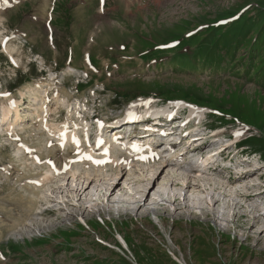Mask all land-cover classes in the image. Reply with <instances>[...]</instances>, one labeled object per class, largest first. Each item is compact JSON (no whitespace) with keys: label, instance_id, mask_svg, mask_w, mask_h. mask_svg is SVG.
Segmentation results:
<instances>
[{"label":"rangeland","instance_id":"rangeland-1","mask_svg":"<svg viewBox=\"0 0 264 264\" xmlns=\"http://www.w3.org/2000/svg\"><path fill=\"white\" fill-rule=\"evenodd\" d=\"M1 3L5 12L0 10L4 32L0 34V264H264V233L258 235L260 225L253 223L264 209V195L261 203L244 200L248 216L242 217L243 209H226L222 202L214 205L211 201L232 199L246 181L228 182V173L221 168L198 173L186 166L192 162L205 168L225 145L229 146L218 153L224 159L216 165L232 167V174L248 170L259 157L264 165V53L260 47L264 38L254 52L257 64L263 67L257 75L237 66L244 65L241 59L233 61L247 48L227 52L224 63L213 50L217 33L208 37L203 32L217 21L241 19L247 26L259 23L253 6L264 0ZM219 16L223 18L218 20ZM192 32L194 37L191 34L180 45L213 50L204 61L203 54L197 56L194 68L176 67L180 63L175 59H163L160 65L141 61L140 55L148 48L175 42ZM256 33V28L247 32L244 43ZM1 39L14 53L7 52ZM115 93L138 96L127 101L116 98ZM162 99L201 107L204 111L198 112L191 105L177 103L170 110L190 106L192 114L197 111L195 118L222 134L195 149L188 137L165 156L171 160L167 166L159 164L165 158L158 155L146 165L120 153L119 158L129 166L113 162L95 169L75 161L65 175L42 180L47 168L41 161L57 154V161L51 158L56 162L55 171L67 162L54 148L57 145L47 146L55 140L44 126L50 130L66 126L75 139L92 144L102 129L96 122H86L84 116L115 121L125 108L144 114L169 106ZM13 103H18L19 118L15 121L12 110L2 121V114ZM211 111L216 115L211 117ZM218 117L220 122H214ZM239 132L242 142L236 144ZM116 135L110 142H118ZM183 152L188 156L178 159ZM86 173L93 182L77 197L72 189L87 186ZM153 173L157 179L150 182L148 176ZM188 182L191 187L186 188ZM157 194L179 200L171 204L165 197L162 205H155L160 200ZM120 197L128 201L135 197L140 203H111ZM71 199L79 202L69 206ZM232 200L238 202L239 198ZM186 204L192 210H177ZM259 218L264 227V216Z\"/></svg>","mask_w":264,"mask_h":264},{"label":"bare ground","instance_id":"bare-ground-1","mask_svg":"<svg viewBox=\"0 0 264 264\" xmlns=\"http://www.w3.org/2000/svg\"><path fill=\"white\" fill-rule=\"evenodd\" d=\"M1 5H2V3L0 4V10L2 8H4ZM0 34L1 35L4 34V32H3V30L1 28H0ZM1 41H3V40L1 39ZM9 45H7L5 43V45L3 47L6 48V50H7V52L9 54H12V53H14V51L13 50L12 51L9 50L10 49ZM14 48H15V46H14ZM41 60H42V64H44L43 63V59H41ZM45 101H46L45 99L41 100V103H42L41 107H44L43 105L45 104ZM17 109H18V103L11 104L10 109H8L6 111V113L2 114L1 120L5 121L6 119H8L9 113L13 110L16 113L15 121H17V119L19 118V114L17 113ZM192 109L193 110H199L198 108H195V107H192ZM165 112H168V108L167 107H165V108H163L161 110H158L157 112H153V113H154V115H159V114H162V113H165ZM127 118L128 117L126 116L125 119H127ZM44 130H46L47 132L51 131V137H57L59 143L57 144V146H54V148H56L58 150V152L63 153V155L65 156V159L67 160V162H64L63 168L59 172L57 171L56 173H54L53 172L54 171L53 168L51 166H49L50 169L48 168V170L45 171V176L42 179V180H46V181L51 180L52 178H55L59 174L65 175V172L69 169V167L71 165H73V163H74V161H75V159L77 157L80 158V163H82L85 166V168H87L86 164H88V165H91L95 169L96 168H100L101 166L104 167V166H107V165H111L113 162H115V163L121 162V163H123V165L125 167L129 166V164H127L126 160H124L122 158H119V154L120 153H124L126 157L132 158L136 162H141V163H144L146 165L148 163L153 162V160H155V158L157 157V155H155L154 153H152V152L150 153V148L149 147H144V145H143L144 143H142V141H136V143H134V142L132 143L131 142L132 139H131V140H126L125 142H121V141L114 142V140L112 142H110V140L108 141V140L102 139L101 136H103V135H100V136L96 137V139L94 140V143L89 144V143H83L82 142L83 140L82 141H75L73 137H75L76 135L74 134L73 131H68L66 126H63V128L53 127L52 130H50V128L44 126ZM118 130L119 129H115V134L114 135L117 134L116 132H118ZM149 130H151L150 135H152V134H154L156 132V130H154L153 128H149ZM55 133H57V135ZM86 138L87 137H85V139ZM72 140H73V142H71ZM67 142H70L73 145L68 147L67 146L68 145ZM79 142L83 143V145H84L83 149H82V145ZM50 146L52 147L53 145L49 144L48 147H50ZM176 146L177 145H175V147ZM171 150L172 149H170V151ZM23 152H24V150H23ZM183 155H186V153H184ZM55 157L58 159V155L57 154H55ZM66 160H64V161H66ZM169 163H171V160H165L164 159V160H160V162H159V164H161L162 166H167ZM186 166L188 167V171H197L196 164H194L192 162L191 163H187ZM116 167H117V165H116ZM213 170H215V169L213 168ZM259 171L260 172L262 171L261 174H257V173H259ZM85 176L88 177V178L84 179V181H86L87 186H85L84 189H83L82 186L77 185L76 188L72 189L73 193H75V195L77 197L79 195L82 196L83 194H85L86 190H88V188H89V185L93 182V179L91 178L92 177L91 174H87L86 173ZM149 176H148V179H149L150 182H153L155 179H157L156 177H154V173L149 175ZM263 177H264V165H257V163L255 162L252 167H250L248 170L244 171L243 173L238 174L235 178H228L227 179V181L230 182V183H241V182H245L246 181V185H245L244 188H239L237 191L234 192V195L239 198L238 202H235V201L232 200V199H235V196L232 195V197H231L232 199H226V200H222V199H220V200L216 199L215 200L214 199V200L211 201V203L213 202V204L215 205V204H217L219 202H222V204L224 205V207H226V209L229 208L231 210L232 209L234 210V209H237V208L239 210L243 209L244 212H242L243 213L242 217H247L248 215H247L246 209H244L243 201L244 200H250V201L251 200H256L258 203H261L260 201L262 200V197L264 195V182L261 181L263 179ZM190 184H191L190 182L186 183L185 187L186 188L187 187H191ZM150 188H152V187H150ZM146 189H147V187L144 188L142 190V192H145ZM167 189H169V187ZM91 190H94V189H91ZM106 191H108L107 188H106ZM163 195L164 194L158 195V198L160 199L159 203L155 202L153 204L162 205L163 203H161V202H164V198L165 197H167V201H165V202H168V203H171V204H173L174 202H177L179 200L177 197L174 198V199H170L168 194H166V196L164 195V197H163ZM101 197H103V196H101ZM101 197H99L98 200ZM114 198H117V197H114ZM123 198H121V200L119 199L118 201H116V199H115L111 203L112 204H121L122 200H127V199H125V198L123 199ZM103 199H104V197H103ZM130 200L131 201H129V203L127 205L136 206L137 204L139 205V203H140V200H135V197L131 198ZM78 202H79V199L78 200L71 199L68 204H70L69 206H75V203H78ZM151 205H149V206H151ZM177 205H179V204H177ZM65 206L69 207L67 204H65ZM188 208L191 209V206L186 204L184 206L183 205L180 206L177 210H179V209L186 210ZM79 210L82 212L83 211V207H79L78 211ZM69 215L72 216L73 215L72 212H70ZM262 216H264V209H261V211L258 214V217L254 216V220H253L254 221L253 222L254 225H256V224L260 225L258 235H262L264 233V227H263V224L260 223V218H259V217H262Z\"/></svg>","mask_w":264,"mask_h":264},{"label":"trees","instance_id":"trees-1","mask_svg":"<svg viewBox=\"0 0 264 264\" xmlns=\"http://www.w3.org/2000/svg\"><path fill=\"white\" fill-rule=\"evenodd\" d=\"M253 8L257 11L258 19L260 21L257 24H250L249 26H247L240 19V20L230 23L225 28H218L215 24H210L206 27V29L203 32L208 33L207 34L208 37L211 36L213 33H217L214 44H213L214 46L213 50H218L219 44L221 42L226 47L229 45H235L240 42H243L245 40V34L251 31L253 28L257 29L258 34L264 31V3L254 5ZM258 34L253 39V44L257 43ZM262 49L264 50V44L262 46ZM213 50H211L210 48H200V47L191 48L190 46L186 45V49L184 50H183V47H179L175 51V55L182 62L183 66L194 68L195 64L199 62L195 60L197 56H200L203 54L202 57L204 61L210 56ZM250 50L252 51V48H250ZM255 69H256V72H258L261 69V67L256 66Z\"/></svg>","mask_w":264,"mask_h":264},{"label":"snow or ice","instance_id":"snow-or-ice-1","mask_svg":"<svg viewBox=\"0 0 264 264\" xmlns=\"http://www.w3.org/2000/svg\"><path fill=\"white\" fill-rule=\"evenodd\" d=\"M5 2H7V0H5ZM237 135H241L242 133H236Z\"/></svg>","mask_w":264,"mask_h":264}]
</instances>
